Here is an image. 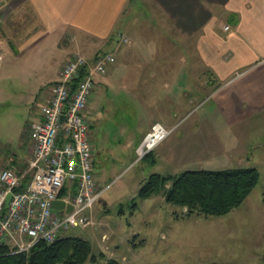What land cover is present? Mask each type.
Returning a JSON list of instances; mask_svg holds the SVG:
<instances>
[{
  "label": "crops",
  "instance_id": "1",
  "mask_svg": "<svg viewBox=\"0 0 264 264\" xmlns=\"http://www.w3.org/2000/svg\"><path fill=\"white\" fill-rule=\"evenodd\" d=\"M139 1L0 0V50L4 54L0 62V113H3L2 121L13 127L18 137L14 149L9 147L0 152V166L16 171L21 188L26 187L32 177L28 162L33 141L25 135L24 127L39 117V106L47 94V85L57 79L69 56L80 52L79 43L83 38L88 39V45H85L88 50L93 49L97 53L109 47L115 56L106 73L96 79L86 109L89 117H93L92 99L97 86L123 87L143 106L149 102L148 108L155 98L164 101L162 112L150 120L146 130L155 121L173 127L182 117V112H178L182 108V97L192 101L198 98L199 92L193 83L196 71L201 67L206 72L202 88L207 90V82L211 83L208 79L215 78L222 83L215 94L213 90L200 94L212 101V106L206 112L201 111V115H208L209 120L211 115L212 127L220 133L212 132L213 136L217 135L216 139L220 138L218 140L225 143L237 136V129H241V137L245 138L252 131L248 128L253 124L258 125L257 139L264 137L260 132L264 128L261 122L264 119V0H151L165 25L152 19L149 8L143 6L144 2L140 5ZM135 5L142 7L141 20L135 14ZM226 24H229L228 29H224ZM155 27L161 28V39L166 38L167 44L159 45L160 39L152 33ZM121 35L127 36L129 41L121 42ZM115 36L119 40L113 43ZM64 37H69L71 45L61 47L64 58L59 66L52 69L49 52L45 67L49 65L50 69L44 70L43 74L40 72L41 78L32 87L28 83L29 74L36 65L45 61L41 56L39 61L35 53L33 56L32 50H43L49 38H54V45L60 44ZM183 40L188 43L184 44ZM24 55L27 57L23 58ZM207 103L204 100L201 107ZM13 110L16 115L12 114ZM194 125V130H197L200 123L194 122ZM207 125L204 124L205 127ZM179 126L172 134L180 129ZM221 130L234 131L230 140L224 139ZM182 135L179 132L175 139L180 140ZM242 140L246 155L247 148L253 143L248 147ZM232 150L229 145H224L216 154L209 153L211 159L218 162ZM176 154L168 150L162 155L173 160ZM101 220L107 225L110 237L123 235V227V232L117 231L104 218ZM94 235L92 230L88 235L91 236L92 247L107 253L101 241L99 246L94 245ZM125 240L122 237L121 241H114L115 252ZM110 243L108 239V249ZM115 252L109 257H117Z\"/></svg>",
  "mask_w": 264,
  "mask_h": 264
},
{
  "label": "rangeland",
  "instance_id": "2",
  "mask_svg": "<svg viewBox=\"0 0 264 264\" xmlns=\"http://www.w3.org/2000/svg\"><path fill=\"white\" fill-rule=\"evenodd\" d=\"M142 2H144V7L149 8L148 11L153 15L152 19L155 18L156 22L159 21L161 25L166 24L152 5L151 0H141L138 3L142 5ZM140 5L139 7L135 5L134 10L141 20L143 18L140 14L142 10ZM156 22L154 23L156 24ZM155 28L152 33L160 39L159 45L167 44L166 38L161 39L163 35L161 28ZM69 37H64L60 44L56 43L55 45L53 44L54 38H49L47 45L43 46V50H32L31 53L33 56L35 53L39 61L40 56L45 60L41 65H36L29 74L28 83L32 87L41 78L40 72L43 74L44 70L50 69L49 65L45 67L49 52L48 59L53 64L52 69L59 66L64 58L62 48L71 45ZM154 37L153 40H155ZM116 39L115 36L113 43L119 40ZM86 41L88 39L83 38L79 43L82 48L79 53L87 58H92L99 53L110 52L107 45H105L106 51L99 50L96 53L93 49L88 50L85 46ZM183 41L184 44L188 43ZM121 42L123 41L121 40ZM111 53L113 54V52ZM26 57L27 55L23 56V58ZM205 74V70L198 67L196 81L193 83L199 92L198 98L192 101L190 98L182 97V108L181 111H178L182 112V117L180 122H177L181 125L180 129L176 130L174 134H172L173 132L169 134L139 161H136V147L146 133L150 120L162 112L164 101L155 98L154 103L148 108L146 105L149 102L143 106L138 98H134L123 87L103 88L102 85L97 86L92 99L95 120H92L91 116L89 118L92 120H90L92 123L91 140L96 148L95 180L103 190L100 200H97L92 208L91 222L85 227H70L62 231L61 234L77 235L90 240L91 236L88 237V235L92 230L95 233L94 245L99 246L101 241V246L104 244L103 247L108 250V254L101 250L100 252H103L107 257L113 256L115 252L114 241L118 242L122 237L126 238L119 244L123 243L121 248L115 252L117 257H113L122 264H200L206 262L264 264V137L261 136L260 139H257L258 125L253 124L248 128L252 131L245 138L241 137L243 133L241 129H237V136L233 138L231 135L234 131L221 130L224 139H232L225 143H221L218 140L220 138L216 139L217 135L213 136L214 133L218 135L220 133L212 127L211 115L210 120L207 118L208 115H201L203 111H208L212 106V101L210 98L204 99L200 94L212 90L215 94L222 83L215 78L208 79L211 83L207 82V90L202 88L206 78ZM204 100H207L208 103L201 107ZM12 114L16 115L15 110L12 111ZM2 115L3 113H0V152L6 151L9 147L14 149V142L18 138L13 127L5 125L2 121ZM194 122L200 123L197 130L193 128L195 127ZM261 122L264 124V119ZM205 123L208 124L206 127ZM178 124L173 125V131ZM179 132L181 135L183 134L182 138L176 140ZM260 132L264 135V128ZM242 139L248 147V144L253 143L247 148L246 155H244L245 148L241 144ZM224 145H229L234 150L223 156V161L214 162L209 151L216 154L217 150ZM185 149H187L186 152H184ZM168 150L177 153L173 160L162 155ZM245 156L249 158L248 161ZM203 165L205 168L255 166L259 170L260 177L245 200L238 207L221 216L202 214L186 217L180 214L179 217H175L174 211L181 213L186 211V208L164 202L161 194L137 199V208L133 214H130L129 200L135 195L140 182L150 172L173 174L185 169H198L199 166L203 168ZM120 206L123 208V214H118ZM103 218L114 230L123 232V227L125 229L123 235L119 238L114 235L110 237V231H106L107 225L101 220ZM128 220L129 223H127ZM108 239L111 242L109 249L106 247ZM131 240L135 244H132ZM92 250L98 252L94 247ZM86 264L91 263L87 262Z\"/></svg>",
  "mask_w": 264,
  "mask_h": 264
},
{
  "label": "built area",
  "instance_id": "3",
  "mask_svg": "<svg viewBox=\"0 0 264 264\" xmlns=\"http://www.w3.org/2000/svg\"><path fill=\"white\" fill-rule=\"evenodd\" d=\"M228 28L229 24L224 25ZM121 40L126 42L128 37L122 36ZM3 59L0 51V62ZM114 60L111 52L92 58L75 52L62 64L57 79L47 85L39 117L24 127V133L33 141L28 162L30 182L21 188L16 171L0 167V244L28 252L39 240L52 242L62 231L91 222V210L103 188L95 180L96 148L86 109L97 77L105 74ZM173 130L161 121L152 123L136 147V161ZM54 199H62L64 206L55 209ZM68 204L72 205L69 211Z\"/></svg>",
  "mask_w": 264,
  "mask_h": 264
},
{
  "label": "trees",
  "instance_id": "4",
  "mask_svg": "<svg viewBox=\"0 0 264 264\" xmlns=\"http://www.w3.org/2000/svg\"><path fill=\"white\" fill-rule=\"evenodd\" d=\"M150 153V152H149ZM148 153V154H149ZM147 154V155H148ZM146 157V156H145ZM260 177L255 166L185 169L176 173L150 172L129 200L130 214L137 208V199L161 194L164 202L185 207L174 216H221L238 207ZM63 192V190H62ZM118 214H123L122 206ZM129 223V220L127 221ZM132 244H135L131 240ZM122 264L118 259L94 252L91 242L81 236L59 234L52 242L37 241L28 252L0 244V264ZM200 264H230L206 262Z\"/></svg>",
  "mask_w": 264,
  "mask_h": 264
},
{
  "label": "water",
  "instance_id": "5",
  "mask_svg": "<svg viewBox=\"0 0 264 264\" xmlns=\"http://www.w3.org/2000/svg\"><path fill=\"white\" fill-rule=\"evenodd\" d=\"M63 120V115H61L60 117V122ZM9 197H10V194L7 195L6 197V200H5V205H7L8 203V200H9ZM52 206L55 208V209H60L64 206V201L62 199H54L52 201ZM72 209V205L71 204H68L67 205V211L71 210Z\"/></svg>",
  "mask_w": 264,
  "mask_h": 264
}]
</instances>
